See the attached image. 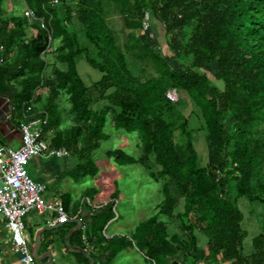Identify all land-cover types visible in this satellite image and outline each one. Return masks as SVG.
Returning a JSON list of instances; mask_svg holds the SVG:
<instances>
[{"label": "trees", "instance_id": "1", "mask_svg": "<svg viewBox=\"0 0 264 264\" xmlns=\"http://www.w3.org/2000/svg\"><path fill=\"white\" fill-rule=\"evenodd\" d=\"M4 2L0 0V93L11 100L13 122L21 125L27 104L46 111L44 138L51 147H66L78 157L75 172L81 177L98 173L93 153L110 136V119L117 128L137 132L139 157L121 147L108 150V155L123 165L143 163L161 180L165 198L159 214L175 220L182 234L172 235L158 215L138 224L136 244L156 264L169 256L197 258V230L208 237L205 264H264V233L253 238L254 251L244 253L247 230L238 204L245 196L264 205V0H61L70 3L65 17L93 44L94 54L63 22L59 3L25 0L38 22L37 34L29 38L28 17H4ZM113 3L129 29L122 44L107 19ZM146 21L151 28L154 22L161 25L166 51L153 43ZM51 39L58 40L56 56L67 67L55 65L50 72ZM83 52L101 72L91 85L77 66ZM129 57L152 67L154 74L141 80ZM42 81L49 88L43 108L40 93L31 101ZM172 89L185 93L201 112L208 141L205 165L178 108L182 100L171 97ZM63 90L75 121L66 131L59 129L65 110L58 97ZM97 98L108 102L95 109ZM179 128L188 136L185 142L176 140ZM49 130L54 131L50 138ZM116 197L94 213L100 234L115 216ZM181 199L183 208L178 210ZM73 234L81 235L82 228ZM103 237L104 243L109 241V258L133 244Z\"/></svg>", "mask_w": 264, "mask_h": 264}, {"label": "rangeland", "instance_id": "2", "mask_svg": "<svg viewBox=\"0 0 264 264\" xmlns=\"http://www.w3.org/2000/svg\"><path fill=\"white\" fill-rule=\"evenodd\" d=\"M105 1L106 4L109 3L108 0ZM70 3L74 4L75 2L73 1ZM70 3H59V15L62 17L63 22L68 28L73 32L76 31L81 44L86 45L89 48L90 53L94 54L96 49L93 44L90 43L82 32L65 17V5ZM4 5L6 9L4 17L6 18H10L14 14H19L21 16L25 15V9L27 7L25 0H5ZM28 19L26 37L30 38L37 34L38 29L36 23L38 22L36 16L28 17ZM107 19L109 25L118 35L119 42L121 44L124 43L127 39L129 29L125 27L123 16L114 3L108 8ZM40 20L43 26V20ZM147 29L152 32L151 36L153 37L151 40L153 43L157 47L162 45L163 49L166 51L167 47H164V44H166L165 32L161 25H159L158 22H154L152 28L150 24ZM56 48H58V40L51 39L50 46L47 49L51 60L50 72L52 68H55V65L58 68L67 67L66 62L58 60L56 56ZM76 60L80 75L86 84L91 85L100 79L101 72L88 62L85 52L79 54ZM174 63H176V61ZM129 65L132 71L141 80H144L155 72L154 69L146 63L137 61L131 57H129ZM39 93L42 97L40 100V106L43 108L46 103L47 95L49 94V88L44 86ZM170 94L174 100H178L179 98L182 100L178 104V108L184 111L185 118L188 120V129L195 147L199 152L200 163L205 165L208 160V141L206 138V130L203 126L204 123L201 112L193 100L185 93H179L176 89H172ZM94 96L97 97L98 92H94ZM58 101L60 107L65 110L63 122L59 125V129L66 131L75 124V121L73 115L69 111L71 101L65 90L59 95ZM107 102L108 101L105 99L97 98L93 101L92 106L97 109ZM109 121L106 131L110 136L103 140L93 153V157L99 168L98 173L95 176L88 175L85 179L81 178L80 182H74L73 185L79 188V191L86 193L89 198L94 199V201H96V197L98 196H106V198H108L112 189L118 190V196L120 199L116 206L118 216L120 217L116 218L117 220L115 221V224H119L121 230L124 232L123 235L129 237L133 236L132 230L136 225L156 214V206L164 200L165 194L162 191L161 180L152 177L150 170L146 168L143 163L135 162L133 164L123 165L118 163L114 157L108 155V150L117 147L123 148L135 157H139L142 154L141 140L138 133L127 132L124 129L117 128L113 125L111 119ZM187 138L188 136L181 128L176 130V140L178 142H185ZM238 204L244 213L242 226L247 230V235L243 240L244 253L250 254L254 251L253 238L260 233H264V205L260 202H250L245 196L239 198ZM162 217L165 218L167 216L162 215ZM174 226L178 230V234H182V231H179L176 222L170 227L171 230H173L172 228ZM133 246L132 250L123 248L117 258L118 264H156L154 260L148 258L136 245Z\"/></svg>", "mask_w": 264, "mask_h": 264}, {"label": "crops", "instance_id": "3", "mask_svg": "<svg viewBox=\"0 0 264 264\" xmlns=\"http://www.w3.org/2000/svg\"><path fill=\"white\" fill-rule=\"evenodd\" d=\"M1 110L0 143L18 147L21 144L22 132L20 128L21 125L15 124L12 120V105L10 108V114L4 108ZM53 132L54 131L52 130L47 131L49 138L52 136ZM78 161V157L69 150V154L60 157L54 155H36L27 163V168L34 179L46 185V198H60L70 217L68 221L60 223L56 221V212L39 213L37 211H31L25 218L26 233L30 242L31 250L33 252L34 248L37 246V235L38 232L42 230L39 234L41 239L39 253L41 254L45 251H50L52 253V260L49 264H88L81 255L75 252L79 250L73 249L71 246H80L87 249L90 255L94 258L96 264H118V255L123 249H120L114 257L109 258V250L105 248L109 241L104 243L103 236H106L105 238L107 240L117 237L118 239L116 242L122 241V239L124 242L125 240L126 242L132 240L133 244L128 242V246L124 247L128 250H132L134 247L133 245L137 246L135 235L138 225L132 230L133 236L127 237L123 235L124 232L121 230L120 225L117 223L115 224V221L117 220L116 218L120 217L118 216L116 206L115 216L111 219L112 221L110 220L111 222L109 221L110 223H107L108 226L106 225L107 227H105L100 234L99 229L93 224L94 213L111 200L115 193H117L116 203L118 204L120 199L118 196V190L112 189L108 198H106V196H98L96 197V201L89 198L86 193L79 191V188L75 187L73 183L80 182L81 178L85 179L88 175L81 177L75 172V167L78 164ZM182 204L183 200L181 199L178 210L183 208ZM159 205L160 203L156 206L155 215H158L161 220L167 222L168 230L172 235L178 234V230L175 226L172 228L173 230L170 228L174 225L175 220L170 219L163 213L159 214ZM162 215L167 217L163 218ZM76 219L82 221L81 226L76 227L78 224ZM44 228L47 229L43 230ZM79 228H82V234H73L74 230ZM179 231H181L180 227ZM196 233L198 236L199 247V250L196 252L197 258L181 257L180 255L169 256L161 261L160 264H205L204 254L208 249V237L198 230ZM69 234L68 243L67 237ZM83 245H85V247ZM141 251L144 253L143 250ZM47 259L48 258L46 257L42 261H46ZM18 262L19 252L15 249L12 242V233L7 224V219L0 213V264H18ZM38 262L41 261L37 260V263ZM90 264H93L92 260Z\"/></svg>", "mask_w": 264, "mask_h": 264}, {"label": "built area", "instance_id": "4", "mask_svg": "<svg viewBox=\"0 0 264 264\" xmlns=\"http://www.w3.org/2000/svg\"><path fill=\"white\" fill-rule=\"evenodd\" d=\"M61 0H51L58 4ZM27 17H34V11L28 6ZM146 27L149 26L146 21ZM43 81L36 88L31 101L40 92ZM21 123L22 140L18 147L0 143V213L7 219L12 233V242L19 252L18 264H37L26 233V216L31 211L39 213L56 212V221L69 220V214L60 198L48 199L45 196L46 185L37 181L27 168L29 160L36 155L65 156L69 154L66 147H51L44 138L49 116L46 111L34 110L33 104L23 108ZM116 212V208H115Z\"/></svg>", "mask_w": 264, "mask_h": 264}, {"label": "water", "instance_id": "5", "mask_svg": "<svg viewBox=\"0 0 264 264\" xmlns=\"http://www.w3.org/2000/svg\"><path fill=\"white\" fill-rule=\"evenodd\" d=\"M2 106V107H1ZM2 108L6 109V111L10 114V108H11V100L9 98V96H6V95H3L0 93V113L2 114ZM0 114V115H1ZM76 221L78 222L77 226L76 227H79L81 226V223L82 221L80 219H76ZM55 227V226H54ZM47 228H44L43 230H46ZM42 232L39 231L38 232V235H37V246L34 248L33 250V254L34 256L36 257L37 260L41 261V262H38L37 264H49L52 260V253L50 251H45L43 253H39V250H40V245H41V239L39 237V234ZM71 233V232H70ZM69 236L70 234L68 235L67 237V242L69 240ZM69 243V242H68ZM73 249H76V250H79L81 251L82 253H84L86 256L90 257V259L92 260L93 264H96L94 258L90 255L89 251L83 247H80V246H71ZM48 258L46 261H42L43 259L45 258Z\"/></svg>", "mask_w": 264, "mask_h": 264}, {"label": "flooded vegetation", "instance_id": "6", "mask_svg": "<svg viewBox=\"0 0 264 264\" xmlns=\"http://www.w3.org/2000/svg\"><path fill=\"white\" fill-rule=\"evenodd\" d=\"M3 109V108H2Z\"/></svg>", "mask_w": 264, "mask_h": 264}]
</instances>
